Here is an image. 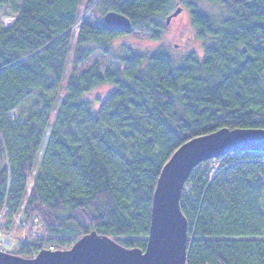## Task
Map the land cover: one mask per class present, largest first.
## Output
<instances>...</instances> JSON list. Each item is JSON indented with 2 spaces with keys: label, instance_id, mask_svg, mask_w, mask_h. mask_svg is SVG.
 Here are the masks:
<instances>
[{
  "label": "trees",
  "instance_id": "obj_1",
  "mask_svg": "<svg viewBox=\"0 0 264 264\" xmlns=\"http://www.w3.org/2000/svg\"><path fill=\"white\" fill-rule=\"evenodd\" d=\"M209 1L222 8L217 18L183 0L197 38L213 40L202 57L175 65L164 50L130 51L114 70L66 76L70 61L108 53L122 33L157 39L155 17L171 0H0L13 17L0 21V231L19 239L13 254L68 249L91 232L143 250L175 150L221 128L264 129V0ZM111 10L130 28L105 23ZM104 85L95 108L87 95ZM212 160L215 173L203 161L181 190L187 264H264V152Z\"/></svg>",
  "mask_w": 264,
  "mask_h": 264
},
{
  "label": "water",
  "instance_id": "obj_2",
  "mask_svg": "<svg viewBox=\"0 0 264 264\" xmlns=\"http://www.w3.org/2000/svg\"><path fill=\"white\" fill-rule=\"evenodd\" d=\"M180 11V7L176 8L165 23ZM104 21L121 30L130 28L129 19L117 11L106 12ZM238 151L264 152V129L221 128L192 138L175 150L156 182L143 250L125 248L107 236L91 232L69 249H42L32 258L0 250V264H187V220L179 205L183 185L199 163Z\"/></svg>",
  "mask_w": 264,
  "mask_h": 264
},
{
  "label": "rangeland",
  "instance_id": "obj_3",
  "mask_svg": "<svg viewBox=\"0 0 264 264\" xmlns=\"http://www.w3.org/2000/svg\"><path fill=\"white\" fill-rule=\"evenodd\" d=\"M97 1L98 0H96L95 3H97ZM196 1L203 11L209 13L215 18L223 13L222 8L216 3H212L209 0ZM171 3L172 4H169L166 7L165 13H160L155 17L154 25L160 31V35L157 39H155L149 32L122 33L111 41V48L108 53L97 49L93 51L83 62L77 64L76 66H74L70 61L66 70V76L71 72L79 75L94 64L97 65L101 73H103V71L106 69L114 70L120 67L119 57L129 53L130 51L149 54L154 51L164 50L170 55L172 62L175 65L179 64L182 61L184 55L189 52L194 53L198 58L202 57L204 47L213 42L212 38H197L195 29L190 22L187 8L184 7L183 0H171ZM177 7H181V11L178 13L177 17H175L171 22L165 24L167 14L172 12ZM91 8L89 10H91ZM88 11L82 13L81 17H85ZM94 17L96 19L100 18L97 14ZM0 21H2L5 25H10L13 22V17L6 14V9L4 7H0ZM175 44L178 45L176 46ZM61 88L62 87H60L58 90ZM110 88L111 87L109 85L99 86L89 93L87 98L95 101V103L97 102L95 106V108H97L99 101H96V98L102 100ZM30 109H32V106L28 102L26 105H24V110L28 111ZM46 138H44V143ZM212 159L213 158L205 160V162L202 164L203 169L205 167H209V175L215 173L220 165V162L213 161ZM37 222L38 221L34 219V225L32 226L31 230L33 232L41 233L42 226ZM20 223H24L22 219H20ZM18 240L15 236L13 239L6 237L0 231V250L13 254L11 252V248L18 242ZM61 250L66 249L63 248Z\"/></svg>",
  "mask_w": 264,
  "mask_h": 264
},
{
  "label": "bare ground",
  "instance_id": "obj_4",
  "mask_svg": "<svg viewBox=\"0 0 264 264\" xmlns=\"http://www.w3.org/2000/svg\"><path fill=\"white\" fill-rule=\"evenodd\" d=\"M48 248H47V250H50V251H56V250H59V249H57V246L56 245H52V244H48Z\"/></svg>",
  "mask_w": 264,
  "mask_h": 264
},
{
  "label": "flooded vegetation",
  "instance_id": "obj_5",
  "mask_svg": "<svg viewBox=\"0 0 264 264\" xmlns=\"http://www.w3.org/2000/svg\"><path fill=\"white\" fill-rule=\"evenodd\" d=\"M178 15V14H177ZM177 15L176 16H173V17H171L170 18V20H169V22H171L175 17H177ZM166 24V23H165ZM176 46L178 45V44H175Z\"/></svg>",
  "mask_w": 264,
  "mask_h": 264
}]
</instances>
